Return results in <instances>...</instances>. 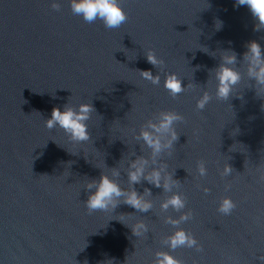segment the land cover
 Listing matches in <instances>:
<instances>
[{
	"label": "water",
	"instance_id": "1",
	"mask_svg": "<svg viewBox=\"0 0 264 264\" xmlns=\"http://www.w3.org/2000/svg\"><path fill=\"white\" fill-rule=\"evenodd\" d=\"M50 2L0 0V264H153L157 251L182 264H261L264 96L242 53L255 41L264 55V28L235 0H119L126 21L114 29L72 14L68 0H56L58 10ZM148 49L162 65L147 62ZM225 53L235 54L241 79L218 100L214 73ZM168 73L181 80L176 96L163 87ZM205 92L211 99L197 109ZM81 103L93 108L87 141L70 143L44 126L53 107ZM162 111L182 119L171 147L153 157L137 137ZM141 157L146 172L163 166L171 191L129 184V162ZM102 173L152 208L139 212L121 197L107 212H89L85 185ZM172 192L186 198L192 218L178 227L199 252L162 243L175 230L166 218L180 215L160 207ZM225 197L236 205L229 215L217 211ZM141 220L149 231L136 238L130 226Z\"/></svg>",
	"mask_w": 264,
	"mask_h": 264
},
{
	"label": "clouds",
	"instance_id": "2",
	"mask_svg": "<svg viewBox=\"0 0 264 264\" xmlns=\"http://www.w3.org/2000/svg\"><path fill=\"white\" fill-rule=\"evenodd\" d=\"M69 8L72 14L81 17L85 22L92 23L97 20L102 22L105 28H118L126 21V15L120 7L119 0H68ZM236 5L246 6L251 16L255 19V29L264 28V0H235ZM50 7L58 10L60 5L56 0H51ZM219 26V25H218ZM243 59L247 63V75L255 81L258 86L257 95L264 96V55H262L259 44L255 41H249L246 44V51L242 53ZM145 59L153 66L162 65L163 60L159 59L151 49H148ZM222 63L215 70L216 90L215 96L218 100H227L232 93L234 86L240 81V73L232 67L236 63L234 53H225L221 57ZM142 79L150 81L152 84H159V75H153L150 71H142L140 73ZM163 87L168 90L172 96H176L184 89L181 86V80L175 73L165 75ZM211 97L207 92L202 93L201 97L196 101V108L202 110L210 101ZM93 111L90 103H81L75 107L70 105L63 106L62 110L53 107L49 118L44 120V126L51 130L53 128L61 129L70 143L76 144L89 139L86 121L89 114ZM182 117L172 111H162L158 115L156 123L149 122L147 129H142L138 139L151 149L153 157L161 152L162 149L170 148L172 142L177 139V134L173 128L174 122L181 120ZM153 163L155 161L153 160ZM148 161L144 158H137L129 162L127 177L129 184L139 183L141 179L147 181L155 187H163L165 191H171L175 186V181L165 174L163 177V166L159 169L153 168L146 172ZM196 172L199 176L206 175V168L203 162H198ZM232 169L225 165L221 173L222 176H228ZM117 173L113 172L115 176ZM163 181V183H162ZM89 189L85 207L89 212L101 211L107 212L116 206L118 198L123 197V202L139 212H147L152 208L151 201L138 194L135 190L125 191L119 184L109 175L101 174L98 180H93L85 185ZM204 192L208 189L204 188ZM148 190L145 189V193ZM186 198L180 192H172L161 204V209L167 210L171 208L173 211L180 213L176 219L166 218L165 222L174 227V231L162 241L169 249L179 247L191 248L199 252L201 246L192 235V233L184 231L178 225L192 218L191 210L185 209ZM236 207L229 198L221 199L218 204L217 211L224 214H231ZM130 231L136 238L144 237L149 231L148 225L142 220L130 226ZM153 264H182V262L168 252L157 251L154 253ZM264 264V258L261 259Z\"/></svg>",
	"mask_w": 264,
	"mask_h": 264
}]
</instances>
